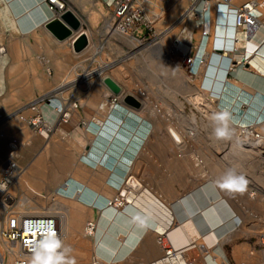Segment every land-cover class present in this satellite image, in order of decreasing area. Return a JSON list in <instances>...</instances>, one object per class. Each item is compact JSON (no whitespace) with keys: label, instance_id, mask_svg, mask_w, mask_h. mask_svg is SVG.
Here are the masks:
<instances>
[{"label":"crops","instance_id":"0c3cea01","mask_svg":"<svg viewBox=\"0 0 264 264\" xmlns=\"http://www.w3.org/2000/svg\"><path fill=\"white\" fill-rule=\"evenodd\" d=\"M61 1L65 3L66 13L72 14L80 24L63 41L47 28L58 19L49 9L48 0H0V168L14 149L15 161L23 172L18 186L6 197L0 195L3 212L0 241L5 248V260L9 257L1 231L6 216L11 212L21 216L37 211L57 212L58 201L63 198L74 207L59 209L61 214L69 213V222L61 234L60 264L72 261L75 264H255L252 255L257 254L256 245L253 238L235 225L236 217L243 221L245 217L232 203L231 195L208 182L207 169L195 167L189 160L191 155L184 150L176 151L167 127L177 125V119L160 120L154 114V118L149 117L152 132L129 173L143 186L140 191H132L133 202L119 210L97 206V199L111 201L122 193V188L111 183V168L91 166L83 158L96 144L92 121L106 125L110 117L115 95L104 83L105 79L124 86L114 79L112 68L126 58L127 42L106 29L112 0ZM248 1L259 3L261 28L248 42L241 32L234 30L233 19L227 16L224 26L233 35L222 38L230 42L231 48L218 52L231 61L226 70L228 82L264 98V0H235L236 5ZM181 2L178 8L175 4L166 10L165 13L173 11L175 15L162 28L155 26L161 20L160 15L152 18L151 27L137 28L134 33L140 39L152 34L153 47L177 49L178 58L199 57L193 73L189 74L198 76L202 60L207 62L211 56L206 49L212 36L214 12L209 40H203L204 20L208 19L204 2L194 11L191 0ZM215 25L219 26V22ZM82 35L86 36L88 45L76 52L74 44ZM113 36L114 42L125 44L123 52L120 46L114 60ZM167 38L173 41L171 47L164 43ZM248 43L258 50L249 65H243L240 61ZM171 54L169 59L175 62ZM151 56L157 66L168 69L163 57L155 52ZM163 73L171 81L170 70L165 73L163 69ZM124 91L127 92L125 86ZM42 96L57 98L56 103H46L40 108L41 117L53 128L50 135L38 134L16 114ZM59 102L76 104L78 109L59 112ZM74 113L72 119L64 116ZM10 115L13 116L7 118ZM24 117L32 114L25 112ZM203 152H199V158H205ZM71 181L91 190L93 202L83 204L63 197L61 190ZM80 195L79 190L76 198ZM88 222L96 224L93 237L84 235ZM163 234L172 243L171 258L166 257L165 249L159 245Z\"/></svg>","mask_w":264,"mask_h":264},{"label":"bare ground","instance_id":"6f19581e","mask_svg":"<svg viewBox=\"0 0 264 264\" xmlns=\"http://www.w3.org/2000/svg\"><path fill=\"white\" fill-rule=\"evenodd\" d=\"M259 8L260 6H258V10ZM165 12L166 10L164 11V13ZM153 17H160V14L154 13ZM215 20L217 21V18ZM218 20H219V26L217 27L216 25L214 26L212 38L210 41V45H212V48H214L212 51L214 52V54L210 56L211 51H209L210 57L207 58L208 65L205 68V74H204L205 78L200 85V88L208 90L209 94L205 95L204 93H202L200 89V91L190 94L188 96L191 97L188 103L192 105L196 109L195 111H197L203 117V119L207 121L206 126L207 129L209 128L208 129L209 131H212L211 132L212 137L216 136L215 135L216 128L222 126L217 122V120L214 117L225 111H227L230 114V119L228 120L230 138H220V141L224 142V145L221 144L223 146L222 152L226 153L225 155L223 154L224 159L228 158L230 155H232V153L234 152L236 153L240 151L241 154L243 153L250 154V156L253 157L255 161L259 160L261 162H264V98H261L260 96H257L247 90H244L240 88L238 85L228 82V80L226 79V72H227L226 70L231 65V61L227 60V57H223L222 55H220L218 51L220 49L231 48L230 42L225 41L224 38L222 37L232 36L233 32L231 29H226V27L224 26L225 22L227 21L226 14H221ZM115 34L119 35L122 39H124L127 43L130 44L132 51L131 54L134 55L139 53L143 58L147 57L144 54V52L148 53L150 48L144 50L143 43L140 42V40H138L134 35H131V32L111 31V35H115ZM246 47L248 49V55L251 54L253 50H255L254 46H252L251 43L246 45ZM209 48L210 47H208L206 50H208ZM153 50L157 51V53L160 52V57H163L166 63H168V65L170 66V68L168 67V69H166L167 67L165 68V66H161V69L162 70L164 69L165 73H167V70H170L171 75H173L171 85L173 86L183 85L184 86L183 90L186 89L185 91L191 93V89L187 87L189 84L188 81L183 80V73L181 71V67L177 66L176 64H171V61L169 59V55L171 53L177 54L178 50L171 49L167 51L166 49H163L158 46L155 49L153 48ZM197 60H199V57ZM165 77H167L166 79L170 78V77L168 78V76ZM120 87H121L120 94L115 95L112 100L113 101L112 107L110 109L111 113L109 118L106 117L108 118L106 119L107 121L106 125H104V123L100 124V122L98 124V120H96V122H93L94 120L92 121L91 130L96 135L95 137L96 144L95 147H93L92 152H90L88 155H85L83 160L84 161L86 160L85 163L90 164L91 166L100 167L102 165H105L106 167L111 168L113 170L111 183L117 186L118 188H122V194L126 195L127 204H131L134 199L133 196L134 193H132V191L133 190L135 192L140 191L143 186L140 183V181H138L137 178H134L129 173L135 163L136 156L141 150H143L145 146V142L152 132V125H151L152 123L149 122V118H144L142 116L143 110L145 109L146 106L145 105L146 103H144L145 101H143V99L135 95L125 94L124 86L120 85ZM195 118L196 117H194V119ZM167 131L173 141V145L175 146L176 151L178 152L182 151L181 149L184 148V143L186 139L188 138L191 139L195 136L194 132L181 134V132L176 131V129L172 127H169ZM215 148L217 149L218 147ZM104 151H106V153ZM86 188L80 184L72 182L69 184V186H66L65 189L61 190V195L66 199H74V200L77 199L76 201L78 202L80 200V202H83V204L84 203L88 204L93 202L92 198H94L93 197L94 193ZM79 190L81 195L78 198H76L77 191ZM234 195L238 200L240 196L237 197L236 194ZM100 198L102 197L100 196ZM60 199H59L60 202H58L57 205V212L55 210H54L55 212L52 213L45 211L30 212V214L32 215L51 216L58 221L60 228L59 246L61 245L60 241L62 237L61 236L62 229L65 228L66 224L69 222V216H68L69 213L64 212V214H61L62 212H60L59 209L65 210V208L74 207L72 202L70 203L68 202L69 200L68 201L66 200L67 202H65V199L63 198ZM107 200H108L107 198L99 199V201L97 199L96 204L99 207L105 206L106 208H109L110 206L108 205L110 201ZM112 200H114V198ZM246 200L248 203H250V205L252 204L254 206L256 201V193L252 191L248 192L246 195ZM255 209L260 210L259 208L256 207ZM2 213L3 212L0 209V224L2 219ZM71 213H73V211ZM248 214H249V218L253 219L254 214L252 213V211L251 213L248 212ZM245 215L247 216V214ZM89 223H92V225L95 227L94 230L93 228L88 226ZM95 230H96V224L94 222H88L84 227V235L87 237H93L95 234ZM163 235H165L167 240L170 241L166 234ZM263 245H264V241H263ZM5 246L7 247L8 250L10 263L13 264V260L18 256V250L14 248L12 249L6 243ZM59 246H58L57 254L49 257H45V256L29 257L28 264H33L34 261L33 259L35 257H39V264H52V260H56V264L57 262L60 263L62 261L63 256L61 253L62 251L60 252L59 250L60 249ZM3 252L0 251V264H3V260H4ZM166 257L169 258L167 254ZM252 257H255L252 259L255 264H264V254L263 255L253 254ZM57 258L60 259L57 260Z\"/></svg>","mask_w":264,"mask_h":264},{"label":"rangeland","instance_id":"374dc122","mask_svg":"<svg viewBox=\"0 0 264 264\" xmlns=\"http://www.w3.org/2000/svg\"><path fill=\"white\" fill-rule=\"evenodd\" d=\"M181 3H183L181 2V0H149L148 10L151 19L154 13L161 15V20H159V22L156 21L157 24L155 23V26L157 28L159 27L162 28L163 23L165 21L166 22L169 20L171 21V19H173L172 15H175L174 14L175 12L172 11L168 13H163L162 11L169 10L175 4L178 8V6ZM214 26H215V20L213 15V30H214ZM131 35H134L138 40H140V42L143 43L144 50L150 48L148 53L144 52V54L147 57L143 58L139 53L134 55L131 54L132 53L131 46L129 43H127L128 44V45L126 44L127 56L122 61L121 65L112 68L113 77L117 79L119 82L121 81L122 84L126 87L127 92L125 94L135 95L143 99V101H145L144 102L146 103L145 109H147V111L145 110L144 113H142L145 118L158 117L161 120L163 119V117L164 118L171 117L178 120V124L172 127L176 129V131L181 132V134H187L189 132L195 133V136L193 138L186 139L184 143V148H182L181 150L186 151V153L184 152L185 154L188 153L189 155H191L189 160L194 164L195 167L202 166L205 167V169H207L208 182L214 183L219 187V183L223 182V180L227 178V171L229 169H235L239 174H243L248 179L249 181L248 190L246 193L243 194L244 197L242 195L236 194L237 197L240 196L238 200L235 197L234 193L221 189L220 187L219 189L221 190L222 193L231 195L230 198L232 200V203L240 210L241 214L245 217V220L243 221V224L240 227L242 232L248 235L249 237L253 238V241L256 245L257 254L263 255L264 247L262 245L264 241V203H263L264 202V162H261L259 160L255 161L254 158L250 156V154L248 153L241 154L240 151L236 153L234 152L228 158L224 159L223 156L226 153L222 152L223 146L221 145V144L224 145V142L223 141L221 142L219 137L211 136L212 131H209L208 130L209 128L207 129L206 126L207 121L203 119V117L197 111H195L196 109L188 103V101L191 99V97L188 96L190 94L200 91L201 89L200 85L204 81L205 77L203 76V74L205 72V67L208 65V62L202 60L201 68L203 69L200 70L198 76H190L189 75L190 71L187 70L186 67L182 65L183 56L178 58L177 57L178 54L176 55L171 54L172 58L176 59L175 62H171V64H176L177 66L181 67L183 73V79L188 80L189 84L187 87L191 89V93H188L187 91H185L186 89L183 90L181 85H175V86L171 85L172 79L171 81L169 79H166L167 77L165 76L167 74L164 76L161 66H157L156 63L152 62L153 61L151 60L152 59L151 54H153L152 52H155L156 55L158 54L160 56V52L157 53V51L153 50V48L155 49L157 48V46L153 47V43H152L153 38L151 37L152 34L146 36L145 39L144 38L140 39L134 33V31H131ZM112 38H113L112 60H114L117 52L119 51L120 46H122L121 51L123 52V47H125L124 46L125 44L124 42H121V44H119L118 42L116 43L114 42L115 37L113 36ZM169 39L168 38L164 39V43L166 44L167 47H171L173 45L172 44L173 41ZM209 47L210 48L208 49V53L209 51H211V55H213L214 52H212L213 51L212 45H210ZM190 58H193V56ZM176 61L178 63H176ZM201 91L205 95L209 94V91L206 89H201ZM155 107H158V109H156ZM167 107H173V108L171 109ZM194 117L196 118L194 119ZM217 122L221 124L220 121L217 120ZM168 128L169 127H167V129ZM215 147L218 148L216 149ZM201 150L204 151L203 153H206V156H204L205 158L198 157V154ZM179 152L182 153L181 151ZM201 161H202V165L200 164ZM198 170L200 169L197 168V171ZM250 191L256 193L255 205L253 206L251 204L253 207L246 200V195ZM239 201L242 203V205ZM58 202H60V200ZM258 204L260 207L258 206ZM255 207L259 208L260 210L255 209ZM251 211L254 214L253 219L249 218L248 212L251 213ZM245 214H247V216ZM4 250L5 248L3 247V244L0 241V251L3 252ZM6 253L8 255L7 247H6ZM3 255H4L3 264H12L10 263V258L8 261L5 260L4 252ZM36 258L37 257H35L33 260H35ZM57 264L60 263L57 262Z\"/></svg>","mask_w":264,"mask_h":264},{"label":"built area","instance_id":"2783aa9c","mask_svg":"<svg viewBox=\"0 0 264 264\" xmlns=\"http://www.w3.org/2000/svg\"><path fill=\"white\" fill-rule=\"evenodd\" d=\"M191 11H194L200 2H204V12L207 20H204V30L202 32L203 40H209L211 19L214 20L221 14L231 16L233 19V28L243 34L246 41H250L258 29L261 28L262 22L258 14V3L256 1H248L241 5H236L235 0H191ZM149 0H112V12L106 22V29L111 31H134L137 28L144 27L148 29L152 26V19L148 10ZM49 9L61 19L66 14L65 3L61 0H48ZM216 10V11H215ZM215 11V14L213 12ZM211 14L212 18H211ZM213 21V19H212ZM249 44V43H248ZM246 44V45H248ZM255 48L248 55V49L245 46V54L241 57V64L249 65L252 56L257 52ZM3 51V50H2ZM197 56L190 58L183 56L182 65L191 73L196 65ZM57 98L42 96L36 98L32 103L19 110L17 116L27 123L38 134L50 135L53 128L45 123L40 115V108L44 104L52 105L56 103ZM117 102V101H114ZM69 111H68V110ZM78 109L73 103H61L57 105L59 112L66 111L71 113L72 110ZM25 112H30L32 117H24ZM13 115L8 116L11 118ZM67 119H72L74 114H65ZM15 150L10 153L9 159L0 168V195L6 197L15 187L18 186L22 176V170L15 161ZM127 205L126 195L122 193L118 197L109 202L110 207L117 210ZM235 225L241 227L243 220L240 217L235 218ZM94 230L92 223H89ZM89 227V228H90ZM2 240L12 249L18 250V256L13 260V264H28L29 257L45 256L49 257L58 253L60 240V228L58 221L47 215H29L21 216L15 212H11L6 216V221L1 231ZM159 245L165 249L169 258L174 256L172 243L167 240L166 236H160ZM264 247V245H262Z\"/></svg>","mask_w":264,"mask_h":264},{"label":"clouds","instance_id":"9594fccd","mask_svg":"<svg viewBox=\"0 0 264 264\" xmlns=\"http://www.w3.org/2000/svg\"><path fill=\"white\" fill-rule=\"evenodd\" d=\"M214 118L220 121L222 125L216 128L215 135L219 138H230V131L228 128L230 114L225 111L216 115ZM248 184L249 181L243 174H239L235 169H229L227 171V178L219 183V187L234 194L243 195L248 190ZM58 259L60 258H57V260ZM33 264H39V257L33 261ZM52 264H56V260H52ZM70 264H75V262L72 261Z\"/></svg>","mask_w":264,"mask_h":264},{"label":"water","instance_id":"95a60500","mask_svg":"<svg viewBox=\"0 0 264 264\" xmlns=\"http://www.w3.org/2000/svg\"><path fill=\"white\" fill-rule=\"evenodd\" d=\"M47 28L61 41L71 37L73 31L80 28L79 22L73 17L72 14L66 13L61 19H54L48 24ZM88 45L86 36L82 35L74 44V50L76 52L83 51ZM104 83L112 91L114 95H118L121 92V88L112 79H105ZM129 103V102H128Z\"/></svg>","mask_w":264,"mask_h":264}]
</instances>
